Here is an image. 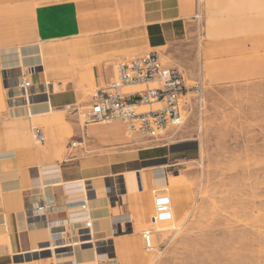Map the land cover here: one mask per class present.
Wrapping results in <instances>:
<instances>
[{
    "label": "rangeland",
    "instance_id": "1",
    "mask_svg": "<svg viewBox=\"0 0 264 264\" xmlns=\"http://www.w3.org/2000/svg\"><path fill=\"white\" fill-rule=\"evenodd\" d=\"M48 2L68 3L0 0V42L30 41L32 10ZM189 4L192 16H199L188 19L180 41L156 49L166 64L181 71L189 87L184 97L185 122L160 149H148L153 143L140 135L134 136L137 145L131 140L119 144L121 138L133 135L117 120L83 125L82 113L99 86L94 84L91 64L103 61L115 74L119 62L152 50L138 30L130 41L133 47L98 57L89 56L97 43L89 34L40 42L51 46L47 55L41 47L43 68L48 71L45 83L50 79L54 89L70 88L77 101L36 116L37 121L8 117V106L20 105L21 99L7 104L0 84V150L38 147L48 157L56 155L64 180L107 175L106 182H116L117 199L105 196L104 190L100 195L110 200L109 207L115 205L113 216L120 213L122 218L113 235L99 240L96 251L103 257L97 264L111 260L117 264H264V0H189ZM45 19L50 15L41 14L40 20ZM103 34L117 40L111 33ZM199 77L202 86L197 93L192 86ZM53 116L56 120L49 126L47 119ZM32 126L42 128L43 142L33 137ZM164 150L168 156L151 165L164 166L165 184L147 191L138 188L135 171L117 174L126 169L146 172L149 163L141 158ZM161 195L170 202L163 210L154 205ZM144 230L151 232L150 249L141 237ZM45 255L49 257L44 253L37 258ZM17 260L23 262L16 264L25 263ZM41 263L48 261L32 264Z\"/></svg>",
    "mask_w": 264,
    "mask_h": 264
},
{
    "label": "crops",
    "instance_id": "2",
    "mask_svg": "<svg viewBox=\"0 0 264 264\" xmlns=\"http://www.w3.org/2000/svg\"><path fill=\"white\" fill-rule=\"evenodd\" d=\"M66 1L68 3L63 6H57V2H48L37 4L33 8L30 41L26 40V43L20 45H14L13 41L8 45L0 42V84L3 85L6 94V90L15 88V83L21 79L25 67L41 66L37 72L29 76L31 87L25 93H21V95L30 94L28 99L32 104V109L36 111L51 109V113L53 109L72 106L77 101V94L70 88L54 89V82L50 79L45 83L48 71L47 69L44 71L43 68L41 47L47 55V52H51V46L44 47L46 44L41 45L40 42L58 39L61 36L74 37L73 35L89 34L91 40L97 42L93 44L89 56L98 57L111 50H125L133 47L130 41L136 37L138 30L145 46L156 50L180 41L185 34L188 19L193 16L197 17L196 13L192 16L189 0H86L84 3L79 0ZM58 10L61 12L58 13ZM62 12L65 13V17L61 15ZM41 14L50 15V19L40 20ZM103 33H111L117 37V40H110V37L107 38L108 35ZM99 40L102 42L99 43ZM1 45L4 46L1 47ZM46 48H49V51ZM91 65L94 84L100 86L113 76L112 67L105 66L103 61L94 60ZM23 96L20 98V105L10 107L7 105L8 117L10 114L26 111L23 106V101L26 99L23 100ZM57 96H61V99L55 100ZM16 97L19 98V96ZM17 98L16 100L8 98L7 104L18 101ZM30 115L27 113L26 117L29 119ZM24 120L23 125L26 126V119ZM55 120L56 116L47 119L49 126L54 125L52 122ZM15 125L20 127L22 123ZM148 149L160 148L151 146ZM167 156L168 153L164 150L142 157L141 160L146 161L150 166V169L144 173L142 169H126L117 174L121 175L124 171H135L138 188L152 190L165 184L168 176L164 166L151 164ZM55 157L56 155L48 157L46 151L30 145H19L12 149L0 150V234L7 237V242L0 244V264L23 262L17 259L25 260L26 255L31 256L29 260H25L24 264L41 262V260L48 261V257L37 258L39 255L37 252L46 249L51 242L67 243L68 247H71L66 249L69 255H72L73 251L76 254L71 260L84 259L82 252L77 249L73 250L71 246L75 239H79L80 229L84 228L85 219L81 217L87 215L78 208V200H81L82 196L89 205L93 206L88 217L90 215L93 222V224L91 222V234L94 227L96 235L94 234L95 236L93 235L88 240L94 237L105 239L107 235L111 233L113 235L114 225L122 218L120 213L113 216L115 205L109 207L110 200L100 195L102 190L105 192L107 175L64 180ZM79 180H84L85 190L81 189L80 184L75 186L66 184ZM59 185H62V188L57 187ZM44 195L47 196L50 209L44 214L33 211L35 203L44 204ZM124 195H127L126 191ZM84 244L83 246L80 244L84 249L87 246L92 247L89 243ZM85 253L88 255L89 252ZM31 259H34L33 262H29ZM104 264L117 263L111 260Z\"/></svg>",
    "mask_w": 264,
    "mask_h": 264
},
{
    "label": "built area",
    "instance_id": "3",
    "mask_svg": "<svg viewBox=\"0 0 264 264\" xmlns=\"http://www.w3.org/2000/svg\"><path fill=\"white\" fill-rule=\"evenodd\" d=\"M39 68L40 65L25 67L21 79L15 83V89L25 93L31 87L28 76L37 72ZM133 85H139L140 88L123 90L125 86ZM201 86L199 77L192 88L200 93ZM188 90L189 87L181 71L166 64L156 50H150L117 64L115 74L90 95L88 107L82 113L85 123L83 125L91 121L109 123L117 120L123 124L128 133L146 138L154 147H164L172 136L171 132L185 122L184 97ZM32 133L36 141H44L41 127L32 126ZM74 143L72 142L71 145ZM117 191L114 179L106 182L105 193L110 198L117 199ZM78 204L81 211L88 213L87 200L81 199ZM169 204L168 196L155 197L154 205L158 209L163 210ZM43 205L41 204L40 207L42 208ZM91 222L89 217L85 220L84 228L79 232L80 241L91 239ZM141 237L145 248H152L150 230H144ZM96 243L94 249L99 248L100 242ZM91 246H93L92 242ZM37 253L49 254V251L43 250Z\"/></svg>",
    "mask_w": 264,
    "mask_h": 264
},
{
    "label": "bare ground",
    "instance_id": "4",
    "mask_svg": "<svg viewBox=\"0 0 264 264\" xmlns=\"http://www.w3.org/2000/svg\"><path fill=\"white\" fill-rule=\"evenodd\" d=\"M197 16H199V15H197ZM6 88V87H5ZM140 88V86L139 85H133V86H125L124 87V89L125 90H136V89H139ZM7 91V98H10L11 100H13V99H15L16 100V96H19V98H17L18 99V101L20 100V98H22V96H23V100H25V101H23V106H24V108H26V111H24V112H16V113H13V114H10V117L11 118H23V117H26V115H27V113L28 114H31L30 116H29V119L30 120H35V121H37L36 119H34L35 118V116H45V115H47L48 113H50V111H51V109H46V110H43V111H36V110H33L32 109V104L30 103V101H29V99H28V95H30V94H22L21 95V92L20 91H15V92H13L12 91V89H9V90H6ZM17 93H19L18 95H16ZM15 94V95H14ZM46 95V94H45ZM13 97H16V98H13ZM42 97H44V94H42ZM18 101H16V103H18ZM14 102V101H13ZM45 102V101H44ZM35 103V102H34ZM38 103V102H37ZM71 105H69V106H66L65 108H68V107H70ZM23 108V109H24ZM33 115H35V116H33ZM113 122V121H112ZM115 122V121H114ZM90 122H88L87 124H89ZM83 124H85L84 122H83ZM134 136H138V135H133L132 137H130V136H128V137H126L125 136V138H121L120 139V142H119V144H124L125 142H127V141H130L131 140V142L133 141V144H135V145H137L138 143H137V141L135 140V137ZM74 144H76V142L74 143ZM59 172V171H58ZM41 179V178H40ZM66 184H68V186H75L76 184H80L81 185V189L82 190H85L86 189V187H85V184H84V180H79V181H73V182H68V183H66ZM79 185V186H80ZM102 185V184H101ZM46 188V187H45ZM45 188H43V189H45ZM73 189V188H72ZM71 190V189H70ZM67 192V191H66ZM44 198H45V202H44V205H43V207L41 208L40 207V204L39 203H35L34 204V208H33V211L35 210L36 212H40L41 214H44L45 212H47L50 208H48L49 207V205H48V200H47V196L46 195H44ZM80 199H84V197L82 196ZM78 202H79V200H78ZM93 206L92 205H89L88 204V213L87 212H85L87 215V217H88V214L91 212V210L93 209L92 208ZM79 208V207H78ZM79 211H81L80 210V208H79ZM81 212H83V211H81ZM73 217V216H72ZM71 217V218H72ZM75 218V217H74ZM73 218V219H74ZM88 219V218H87ZM89 219L92 221V218L90 217V215H89ZM92 224H93V222H92ZM93 233H92V237H93V235L95 234L96 235V233H95V231H94V227H93ZM94 235V236H95ZM80 240V238L79 239H75L72 243H71V246H72V248H73V250L75 249H77V250H80V252H82V255L85 257H83L84 259H81V260H75V258H74V260H71V258L73 257V256H75L76 254H75V251H73V253H72V255H69V252L67 251V250H65V251H62V252H57V249H59V248H67L68 247V245H67V243H62V244H59V243H49L48 244V246L46 247V249L44 248L43 250H48L49 251V257H48V264H75L76 262H84V263H81V264H94V263H92V262H95L96 261V264H97V261L98 260H100L103 256H102V253H98L97 251H96V249L94 250V246L96 247V245H97V243L96 242H98V240H101V239H98V238H96V237H94V239H92V240H88V241H79ZM4 242H7V237H6V235H4V234H0V244L1 243H4ZM91 242L93 243V248L92 247H90V246H87V247H85L86 249H82V247L80 246V244H82V243H89L90 245H91ZM106 244V243H105ZM104 246H107V244L106 245H104ZM85 252H89L88 253V255H86V253ZM80 256V255H79ZM47 257V256H46ZM79 258V257H78ZM99 262V261H98ZM104 263V262H103Z\"/></svg>",
    "mask_w": 264,
    "mask_h": 264
},
{
    "label": "water",
    "instance_id": "5",
    "mask_svg": "<svg viewBox=\"0 0 264 264\" xmlns=\"http://www.w3.org/2000/svg\"><path fill=\"white\" fill-rule=\"evenodd\" d=\"M38 254L41 255V254H43V253H38ZM30 256H31V255H26V256H24V259H25V260H29V259H30Z\"/></svg>",
    "mask_w": 264,
    "mask_h": 264
}]
</instances>
